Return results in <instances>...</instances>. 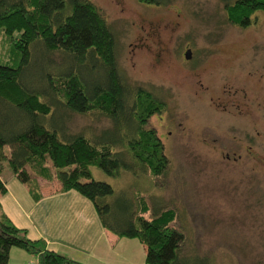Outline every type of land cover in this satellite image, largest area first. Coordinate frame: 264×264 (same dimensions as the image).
<instances>
[{
    "label": "rangeland",
    "instance_id": "obj_1",
    "mask_svg": "<svg viewBox=\"0 0 264 264\" xmlns=\"http://www.w3.org/2000/svg\"><path fill=\"white\" fill-rule=\"evenodd\" d=\"M87 1L114 33L123 79L163 103L149 127L168 160L158 178L137 170L115 179L91 168L92 178L115 196L142 197L145 219L174 211L170 226L183 235V260L264 264V12L241 27L226 12L236 0ZM45 54L37 50L22 75L41 90L50 67ZM51 57L61 62L60 54ZM66 117L73 134L111 127L97 113Z\"/></svg>",
    "mask_w": 264,
    "mask_h": 264
},
{
    "label": "trees",
    "instance_id": "obj_2",
    "mask_svg": "<svg viewBox=\"0 0 264 264\" xmlns=\"http://www.w3.org/2000/svg\"><path fill=\"white\" fill-rule=\"evenodd\" d=\"M226 12L230 23L245 27L251 15L264 12V0H236ZM0 36V173L5 163L34 199L40 198L36 178L58 182L63 192L76 191L92 202L103 228L145 246V264H191L180 257L182 233L170 226L174 211L145 219L142 197L125 191L115 196L110 185L92 178L91 168L116 179L137 170L158 178L168 167L149 127L163 103L123 79L114 33L98 9L87 0H0ZM37 50L50 65L42 90L22 76ZM55 54L61 62H54ZM67 113H97L111 127L92 136L73 134ZM5 192L0 180V195ZM12 248L35 256L37 264H82L29 240L0 206V264H9Z\"/></svg>",
    "mask_w": 264,
    "mask_h": 264
},
{
    "label": "crops",
    "instance_id": "obj_3",
    "mask_svg": "<svg viewBox=\"0 0 264 264\" xmlns=\"http://www.w3.org/2000/svg\"><path fill=\"white\" fill-rule=\"evenodd\" d=\"M5 150V149H4ZM0 173L6 192L2 213L32 241L82 264H145L146 249L137 239L120 238L103 228L94 205L76 191H61L58 182L36 178L40 198L11 173ZM9 264H37V258L12 248Z\"/></svg>",
    "mask_w": 264,
    "mask_h": 264
},
{
    "label": "water",
    "instance_id": "obj_4",
    "mask_svg": "<svg viewBox=\"0 0 264 264\" xmlns=\"http://www.w3.org/2000/svg\"><path fill=\"white\" fill-rule=\"evenodd\" d=\"M184 58H185V60H190V58H191V50L190 49H187V51L184 54Z\"/></svg>",
    "mask_w": 264,
    "mask_h": 264
}]
</instances>
